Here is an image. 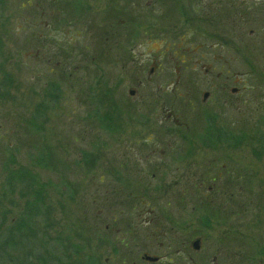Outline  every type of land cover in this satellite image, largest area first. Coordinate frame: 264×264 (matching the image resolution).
<instances>
[{
  "label": "rangeland",
  "instance_id": "1",
  "mask_svg": "<svg viewBox=\"0 0 264 264\" xmlns=\"http://www.w3.org/2000/svg\"><path fill=\"white\" fill-rule=\"evenodd\" d=\"M203 172L220 225L165 192ZM27 205L12 264H264V0H0V226Z\"/></svg>",
  "mask_w": 264,
  "mask_h": 264
},
{
  "label": "flooded vegetation",
  "instance_id": "2",
  "mask_svg": "<svg viewBox=\"0 0 264 264\" xmlns=\"http://www.w3.org/2000/svg\"><path fill=\"white\" fill-rule=\"evenodd\" d=\"M205 95H206V97L208 96L207 93L204 94V96ZM206 119H208L210 122L209 123L207 121L204 122V130H205V132L206 131L208 132V126H210V125H212L214 127V129H215L216 124H214V123H217V121L213 120L212 117L211 118H206ZM216 130H217V132L221 131L222 127L219 128V129L216 128ZM207 132L205 133V135L207 134ZM186 142H184V143H186ZM206 142L208 143L206 146L215 147V148L223 147L225 145V141L223 139H220V138H206ZM167 144H165V146H168L167 148H168L169 151H175V149L173 148V145H170V144L167 145ZM188 146L190 147L189 144H188ZM188 146H187V148H188ZM187 150H189V149H187ZM189 152L190 151L186 152L187 155H189ZM178 161L179 160H177V162ZM125 164H127V163L125 162ZM121 165L122 164H119L120 168H121ZM127 167H128V165H127ZM220 169H221V167H220ZM124 172H125V174L127 173V176H133L135 179H136V176L138 174L135 171L134 172L127 171V169H125ZM128 174H132V175H128ZM140 174H141V172H140ZM149 175H151L150 176L151 178L155 177V174L153 172H150V171H149V173L146 174V177L149 178ZM185 175H186V172H184L183 177L184 178H188ZM138 176H140V178H142V177L145 176V174L138 175ZM174 177H176L178 179L181 178L180 176H174ZM207 178H208L207 174L205 172H203L201 174V179L202 180L200 182V186L199 187L198 186H192V187L191 186H187V187H184V188L177 187L178 182H177V179H175L176 181H174L173 183L169 184L171 186H166L165 187V192L167 193L168 191H170L172 193V195H175V197L177 199L176 200L177 203H176V205H174V207H175L174 209L179 210V211L180 210L181 211H185L186 207H188V205H192V203H193V206L190 209L191 210H195L196 209V210L202 211V213H203V215L205 217L204 221H203V219H202V221L204 222V224L206 226H209V223H212V222H216V224L220 225L221 221L218 218V216H215V215H217L219 213V211L223 210L221 205H219L221 208L217 209L218 204H214L211 200H208L207 197H206L207 192L206 193H205V191L203 192L202 188H201L203 186V183L205 182V179H207ZM147 184H149V183H147ZM148 186L149 185L146 186V189H148ZM208 190H209V188H208ZM143 193H144V190H143ZM146 193L147 194H145V193L142 194L141 193L142 195L139 196L138 198L146 197V195H148V192H146ZM137 195H139V194H137ZM147 197H149V196H147ZM192 200H195V201H192ZM138 204L142 205L143 203H141V201H138ZM213 208H216V210H214ZM152 210H156V209H154V207H153ZM162 210L163 209L160 210L161 213H162ZM172 213H173V211H172ZM151 214L148 213V216H153V217L145 218L143 220V223H145L148 226V228H141L138 225L139 226V231H140V237L143 238L144 240L145 239L147 240V237H149L152 241L153 240L157 241V239H160V241L164 242L165 239H166V235H168V234L171 235L173 230H178L177 229L178 226H185V223L174 222V220H172L171 218L159 219L157 214H152V215ZM168 215H169V213H168ZM131 221L129 220L130 224H128L127 226H130V228H128L125 231V234L131 235V233L136 232V230L134 228V226H135L134 224L135 223L131 222ZM179 231H183V230L179 229ZM195 242L198 243V249L197 250H195L194 247H193V244ZM200 243H201V239L194 240L193 243H192V248L195 251H198L200 249ZM145 257L153 258L156 261H154V262L147 261V260H145ZM141 261L144 262V263H150V264H160L161 261H162V258H160V257H151V256H148L147 254H142Z\"/></svg>",
  "mask_w": 264,
  "mask_h": 264
},
{
  "label": "trees",
  "instance_id": "3",
  "mask_svg": "<svg viewBox=\"0 0 264 264\" xmlns=\"http://www.w3.org/2000/svg\"><path fill=\"white\" fill-rule=\"evenodd\" d=\"M207 115H204L203 120L204 122L207 121L210 122ZM212 122V121H211ZM190 125H188V128ZM107 131L110 133H113V129L106 128ZM174 129V128H173ZM207 132V131H206ZM204 130V134L206 133ZM226 136L233 137L228 132L218 131L214 129L212 125L208 126V132L205 136L206 138H220L225 141V143H230L229 140H226ZM200 142L201 141V137ZM235 140L238 142V138L236 137ZM183 142H186V136L183 137ZM6 165V164H5ZM42 167H45L44 165H41ZM46 169V168H45ZM227 172V171H226ZM238 175V174H237ZM10 182L8 180L6 181V185L10 186ZM196 186V185H195ZM37 206L33 205H27L26 208L19 214L17 220L15 221V224H4L0 226V264H5V259L8 262V264H12L13 260L10 254H22L24 250H26L29 247L30 240L28 238H25V232L29 231L30 228L36 229V213L38 212ZM216 210V208H213ZM217 209H220V206H217ZM6 223V222H5ZM37 240V239H36ZM36 241L34 245L32 246L35 250L40 251V246L47 249L48 247V241L44 240L40 242V244L37 245Z\"/></svg>",
  "mask_w": 264,
  "mask_h": 264
},
{
  "label": "water",
  "instance_id": "4",
  "mask_svg": "<svg viewBox=\"0 0 264 264\" xmlns=\"http://www.w3.org/2000/svg\"><path fill=\"white\" fill-rule=\"evenodd\" d=\"M130 95H133V92H131ZM204 97H206V95H205ZM193 247H194L195 250H197V249H198V243L195 242V243L193 244ZM145 260L150 261V262H154V261H156L155 259L150 258V257H145Z\"/></svg>",
  "mask_w": 264,
  "mask_h": 264
}]
</instances>
